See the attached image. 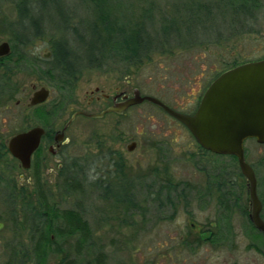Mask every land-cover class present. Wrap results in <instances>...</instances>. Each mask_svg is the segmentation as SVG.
<instances>
[{"label":"rangeland","instance_id":"374dc122","mask_svg":"<svg viewBox=\"0 0 264 264\" xmlns=\"http://www.w3.org/2000/svg\"><path fill=\"white\" fill-rule=\"evenodd\" d=\"M223 1L0 0V45L12 46L22 33L18 7H34L32 15L37 17L39 5L45 6L39 32L30 33L19 48L27 56L25 64L7 69L8 62L0 61V81L7 88H0V264H187L191 259L195 264L206 259L222 263L207 246L191 258L185 247L188 212L198 205L193 202L187 209L183 197L187 185L198 189L208 174L215 180L216 168L238 172L237 162L208 155L180 122L149 102L125 115L72 118L105 109L88 105L96 88L108 95L138 90L142 97L191 115L219 75L264 60V0H259L256 13L246 16ZM80 23L81 34L87 26H97L102 49L88 63L69 58L73 85L65 91L63 76L52 71L53 51L67 40L84 56V46L66 30ZM138 32L149 48L135 59L128 48ZM120 36L123 43L118 42ZM44 87L51 91L50 100L40 110H29L34 88ZM36 126L65 135L64 167L49 160L40 168L39 184L33 171L24 170L8 152L13 136ZM132 140L138 147L129 153L126 146ZM116 153L114 159H121L123 167L107 165L105 157ZM245 154L258 170L264 200V145L247 140ZM236 179L237 194L245 199L243 179ZM70 180L81 186L78 192L68 187ZM38 185L47 206L79 215L88 230V239L80 231L59 241L51 234L56 243L45 246L40 260L37 241L47 224V206L40 203ZM58 225L65 227L63 222ZM247 244L239 238V264H258L261 259L247 252Z\"/></svg>","mask_w":264,"mask_h":264},{"label":"water","instance_id":"95a60500","mask_svg":"<svg viewBox=\"0 0 264 264\" xmlns=\"http://www.w3.org/2000/svg\"><path fill=\"white\" fill-rule=\"evenodd\" d=\"M10 53L9 43L0 45V58L7 57ZM49 97L50 91L41 88L33 93L28 106H40ZM145 102L158 106L180 122L205 151L238 159L241 172L250 184L252 219L257 229L264 233V222L260 218L261 202L257 196V179L245 157L247 140H255L264 145V60L245 63L222 73L207 88L193 115L179 113L156 98L142 97L136 90L130 101L87 117L100 119L108 113L122 115L129 108ZM44 133V129L36 127L9 140L8 150L24 170L30 169L32 155L39 148ZM127 149L129 152L134 151L135 143L129 144ZM3 228L4 225L0 223V232Z\"/></svg>","mask_w":264,"mask_h":264},{"label":"flooded vegetation","instance_id":"af4514ba","mask_svg":"<svg viewBox=\"0 0 264 264\" xmlns=\"http://www.w3.org/2000/svg\"><path fill=\"white\" fill-rule=\"evenodd\" d=\"M10 47L12 50L11 45ZM4 58L6 57L0 58V59H4ZM34 90L38 91L40 89L36 90L34 88ZM135 91L136 90L133 91L132 93L133 95H131L130 92L127 90L117 91L113 95H108L100 91L99 88H96V90L92 93L93 97L88 102V105L89 106L94 105V104H99L102 106L105 105L104 106L105 109L102 111V112H105L106 110L112 107H115L116 105L120 103L127 102L133 99ZM50 97H51V91H50ZM50 97L48 98L46 103L40 106L32 107V108L28 106L30 102V99H29L27 108L29 110H33V109L43 107L44 105L48 103V101L50 100ZM133 107H136V106H133ZM131 108L126 110L125 113H123L122 115H125ZM108 115H118L119 116V114H116V113H108L104 117ZM78 117L88 118L87 114H84L81 112L77 113L75 118H78ZM36 127H40V126H36ZM40 128L44 129L45 133L41 139L39 148L32 155L30 169L26 170V171H33V176L35 180H37V175L40 177V173H41L40 168H44L45 166H47V163L51 159L54 160V163L56 164L57 168L62 169L64 167L62 163L63 158H64L63 149H62V146L64 144L63 140L65 138L64 133L59 134L56 132H51V129L47 127H40ZM61 136L63 137L61 138ZM132 143H135L134 150H136L138 147L137 142L132 140L130 144ZM205 152H208V151H205ZM111 155L112 154H109L108 156L105 157L106 163L109 167H112L113 165L119 166V167L124 166V165H121L122 164L121 159H119L118 162L114 159V156L116 155L119 156L118 153L113 154V156ZM220 157L235 158L238 163V159L236 157H233V156H220ZM245 157H246V154H245ZM251 167L257 179V196L259 198V201L261 202L260 218L264 222V200L262 196V184L263 183L260 180L258 170L254 166H251ZM263 170H264V167H263ZM215 175H216L215 180H208V179L205 180L204 182L201 183V187H198V189L194 190L193 189L194 187H190L189 185L186 186L185 196L183 197L186 208L192 209L194 203L198 205V207L195 208L196 209L195 212L193 213L188 212L189 214L188 234L189 235L186 236V243H185V247L187 251H189L190 256L192 258L196 250L203 248V246H207L208 248H210L214 256L215 255L219 256L218 259L222 261V263L219 262V264H239V258H238L239 247H240L239 238L243 237L248 242V244L246 245V248L248 250L247 252H251L253 255L256 254L261 259V261L258 264H264V233L260 231L259 229H257L252 219L253 205H252V201L250 197L249 182L247 181L245 176L242 174L240 167L238 168V172L234 171L233 168L232 170L228 171L226 168L219 167V168H216ZM236 177L238 178L240 177L241 179H243L242 187H244L243 189L245 190V193L247 195L245 199L240 198L237 194L236 189L239 186V180H237ZM171 193H173V191H171ZM197 217L204 219L205 222L202 224L197 223L195 221V220H198ZM191 236L193 239L191 238ZM221 254H224L226 256L228 255V258L225 259L223 256L221 257ZM187 264H195V263L191 259L190 262L189 261L187 262ZM196 264H199V262ZM201 264H209L208 259L203 261ZM254 264H256V261Z\"/></svg>","mask_w":264,"mask_h":264},{"label":"trees","instance_id":"16d2710c","mask_svg":"<svg viewBox=\"0 0 264 264\" xmlns=\"http://www.w3.org/2000/svg\"><path fill=\"white\" fill-rule=\"evenodd\" d=\"M224 3H227L230 7H232L234 9V12L237 11L238 15L242 14L244 16H246L248 13L249 14L256 13L259 8V0H225ZM42 4L39 5L40 10L38 9V12L36 14L37 17L32 15L34 13L32 11H35L34 7L27 6L25 8L24 7L17 8L19 14V24L22 26L21 27L22 33L21 34L16 33L17 34L16 40L12 42V50L10 55L4 59H0L1 62H5V61L8 62V65L6 67L7 69H15V68L20 69L21 66L25 64V61H27V56L19 52V48L20 46L25 45L27 41H29L28 37L30 36V33L32 34L39 32L40 26L38 20H41L42 15L45 12L44 9L45 6L44 4L43 5ZM81 24L82 23H80V25H76L71 28L70 27L66 28V30H70L72 34L74 33L75 38H78L79 40L78 43L80 42V44L84 46L85 48L84 56L76 52L73 41H67V40H65L66 42L62 41L60 43H57L53 51V58H54L53 61L55 64L52 68V71H54L56 75L63 76L64 79L61 78V80H63L62 84L65 91L71 90L73 85L72 83L73 80H71L72 71L69 70L70 65L68 64L69 58L74 59L75 63L77 60L79 59L81 60V58L83 61L88 63L91 62L92 59H95L97 51L100 52L102 49L101 48L102 36L100 32H98L97 26L91 24L89 25L90 27L87 26L85 32L81 34L79 33V27L81 26ZM141 38H142V34H139L138 32L137 35L134 36L133 39L131 40L130 47L128 48L131 54V58H135V59L138 58L144 50H147L149 48L148 47L149 45L148 43H146L145 38L142 39ZM123 40H125V38L120 36L118 42L123 43ZM77 55H80V58H78ZM12 62L14 63V65H12ZM11 66H13L14 68H11ZM0 88L3 91H6L7 89L2 79L0 81ZM60 107L61 106L55 108L54 110H58ZM38 109L40 110L42 109V107ZM207 154L214 157H220L214 154H210L208 152ZM222 158H230L232 161L237 162L235 158H231V157H222ZM206 176L207 179L210 180L211 178L210 174ZM213 179H216V175L213 177ZM39 181H40V177L37 175V184H39ZM71 181L72 180L67 182L68 187H71V189H73L75 192H78L81 186L77 183L72 184ZM38 189H39V200L41 205L47 206L46 197L43 194V192L40 191L39 185H38ZM44 211L45 212L43 216L44 218L47 217V224L46 225L43 224L42 226L43 229L42 228L41 229L44 230V233H41L37 241L38 248L36 250V256L38 260H40L44 255L42 251L43 249H47L46 247L49 248V246L54 245L56 243L52 241V239L50 238L51 234L52 236H54L55 241H59L60 239L65 238L66 236L75 235L80 231L83 232L82 237L88 239V233H87L88 230L85 226L86 224L83 222L82 218L79 217V215H75L73 212L57 213L56 210H53L49 206H47V209ZM40 218L42 217L40 216ZM59 222H63L65 227L61 229L58 225ZM41 223H39V226Z\"/></svg>","mask_w":264,"mask_h":264}]
</instances>
